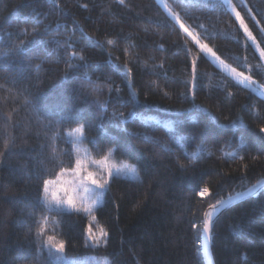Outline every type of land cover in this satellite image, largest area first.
Instances as JSON below:
<instances>
[{"label": "trees", "instance_id": "trees-1", "mask_svg": "<svg viewBox=\"0 0 264 264\" xmlns=\"http://www.w3.org/2000/svg\"><path fill=\"white\" fill-rule=\"evenodd\" d=\"M213 3L189 8L186 23L202 39L197 24L223 30L206 42L264 85L255 46L241 44L232 13ZM232 3L264 48V0ZM165 23L156 0H0V264H58L48 236L79 260L206 264L203 225L217 212L209 205L264 179V94L206 61L193 97L187 60L199 50ZM129 111L135 119L114 126ZM117 143L128 149L110 152ZM110 153L139 176L111 181L96 220L48 212L37 199L41 178ZM89 222L107 231L106 247L86 246ZM211 251L215 264H264V188L216 219Z\"/></svg>", "mask_w": 264, "mask_h": 264}, {"label": "snow or ice", "instance_id": "snow-or-ice-1", "mask_svg": "<svg viewBox=\"0 0 264 264\" xmlns=\"http://www.w3.org/2000/svg\"><path fill=\"white\" fill-rule=\"evenodd\" d=\"M157 4L164 9L165 13V26L173 27L174 29L180 31L183 36L189 38L194 46L198 48V53L190 56L187 60L189 65L188 71L190 73V77L185 81L186 85L189 86V91L192 93L193 97L195 95V90L199 87L200 77L198 73V63H204L206 61L215 62L216 65L222 68L225 72L233 77L238 83L246 85L248 87H253L256 85V81L249 74H246L244 71H238L236 68L227 64L221 57L217 54V51L214 50L213 47L209 46V43L206 40L214 39L217 34L223 32V30H216L213 32H209L208 29L203 24H197V29L203 30L206 39H202L200 32L193 30L184 17L191 18V13L188 11L189 8H195L201 5H206L208 0H172V4L169 3V0H156ZM119 3L123 4L124 0H119ZM172 5H176L180 10H175ZM219 8L225 12H231L237 21V26L243 33V39L241 40V44L243 46H247L249 42L253 46H255L259 50V55L261 59H264V48L259 47V43L253 32L249 28L248 24L245 23L244 18L242 17L239 10H237L236 6L232 3V0H214L212 11H216ZM183 12V15H182ZM253 19L255 17L253 16ZM261 31L264 32V28H261ZM225 35H227L225 33ZM108 44H112L113 41H107ZM186 44V41H185ZM2 59V58H0ZM83 59V56H81ZM237 60H246V57H237ZM247 67V65H246ZM127 68V65H125ZM130 71V70H128ZM125 81L128 80V74L125 72L124 75ZM261 92L264 93V85L260 86ZM255 90V89H254ZM117 91H119L117 89ZM135 95V93H133ZM136 116L135 111H129L127 115L123 112L117 114L118 123H115L116 127H123L129 120H134ZM167 127L171 128V122L166 124ZM127 130L126 128L124 129ZM75 131L79 134H83V128H77ZM260 132L264 133V127L260 128ZM133 136L139 138V133H133ZM147 140H151L152 137H145ZM181 141H184V137L179 138ZM97 147H99L97 145ZM127 150V145H120L117 143V146L113 149H110V152H120L121 150ZM196 154H192V160H195ZM108 157L105 156L104 160L107 161ZM191 162V161H190ZM76 167L73 170V175L79 177V186L83 187L84 192H92V198L90 202L81 198V201L78 203L76 197L73 194H70L69 189L63 185H61L60 179H45L41 178L40 188L37 194V199L42 202L44 208L48 212H52L53 205L56 206V211H63L65 214L71 215L73 213H83L84 215L90 217V221L96 220L95 211L100 203L103 200L105 195V190L110 189L111 181L116 178L117 175L127 176L135 178L138 176V166L134 163H129L128 161H124L120 164H105L106 172L100 178H96L92 172H88L86 176H82V167L81 161L76 160ZM181 167H185L183 163L180 164ZM68 169L61 168L59 176L63 177L64 173L67 172ZM95 185L98 191L91 189L88 185ZM264 185V180H257L251 187H248L243 192H238L233 197L229 194L228 200H217L214 204H210L209 207L213 209V211L218 208H224L228 205L232 200L241 199L243 197L251 196L255 194L260 186ZM72 193L75 192V187L71 190ZM61 193L64 195L61 196ZM209 193V189L204 187L202 191H200L199 195L204 196ZM30 215L35 218V213H31ZM209 216L212 214L209 213ZM206 232L211 230V221L206 222L203 225ZM44 231L41 228L37 235ZM87 241L86 246L92 248H100L107 246V231L101 227L98 232H94L91 222L88 223L86 232ZM45 247L48 249V253L50 256L54 257L58 264H80V260L77 258H69L64 254L65 252V242L63 240L57 241L55 236H48L47 241L45 242ZM98 264H112V262L104 257L103 259L98 261Z\"/></svg>", "mask_w": 264, "mask_h": 264}, {"label": "rangeland", "instance_id": "rangeland-1", "mask_svg": "<svg viewBox=\"0 0 264 264\" xmlns=\"http://www.w3.org/2000/svg\"><path fill=\"white\" fill-rule=\"evenodd\" d=\"M256 50L259 53V50L257 48H256ZM262 60H263V63H264V59H262ZM249 88L255 89V90L258 89V90L261 91L260 86H258L257 84L255 86L249 87ZM262 94H264V93H262ZM107 157H108L107 161H105L104 158L99 159V160H94V159H91L90 157H88V155L86 156V155L83 154L82 158L80 159L81 167H82L81 175L82 176H86L88 172H92L95 175L96 178H100L106 172L105 164L111 165L113 163L120 164V163L124 162V161H117L113 157V153H110L109 155H107ZM73 170H71L69 172L68 171L65 172L63 177H59L58 178L61 181V185L65 186V187H67L69 189L70 194H73L76 197L78 203L81 201V198H84L85 200L90 202V199L92 198V192H88V193L84 192L83 187L79 186V179L80 178L75 176V175H73ZM138 176H139V173H138ZM124 177H127V176H124ZM129 178H132V177H129ZM88 186L91 189H94L96 191L99 190V189L96 188L95 185L89 184ZM74 187H75V192L72 193L71 190ZM63 195L64 194L61 193V196H63ZM103 201H104V198H103L102 201H100L98 207L103 204ZM52 207L56 208L55 205H53ZM99 260H101V259L97 258L95 256L82 257L81 260H80V264H98Z\"/></svg>", "mask_w": 264, "mask_h": 264}, {"label": "water", "instance_id": "water-1", "mask_svg": "<svg viewBox=\"0 0 264 264\" xmlns=\"http://www.w3.org/2000/svg\"><path fill=\"white\" fill-rule=\"evenodd\" d=\"M263 180H264V179H263ZM263 188H264V185L260 186V187L258 188L257 192H256L255 194L251 195V196L243 197V198H241V199H237V200H232V201H231L228 205H226L224 208H218L217 210H215V211H217V212H216V214H215L210 220L207 219L206 222L211 221V230L208 231V232H206L205 229H204V231H203V241H202V242H203V248H204V256H205V259H206V264H215V263H214L213 256H212V251H211V235H212V227H213V225H214L216 219H217V218H218V217H219V216H220L225 210H227L229 207H231V206H233V205H235V204H237V203H239V202H241V201H243V200H245V199H247V198H250V197L256 195V194H257L258 192H260ZM234 196H235V195H234ZM234 196H233V197H234ZM225 200H228V198L225 199Z\"/></svg>", "mask_w": 264, "mask_h": 264}]
</instances>
